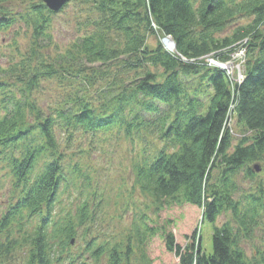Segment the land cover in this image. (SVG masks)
<instances>
[{"label":"trees","instance_id":"1","mask_svg":"<svg viewBox=\"0 0 264 264\" xmlns=\"http://www.w3.org/2000/svg\"><path fill=\"white\" fill-rule=\"evenodd\" d=\"M18 1L27 3L23 13L4 5ZM72 1L90 4L91 30L49 53L50 19L58 11L42 0H0V31L23 22L31 32L29 48L0 65V177L11 182L0 214V264L19 253L24 264L104 257L106 264H126L129 242L99 241L90 232L103 196L83 163L99 138L115 132L148 147L143 135L159 138L161 145L151 154L143 148L132 165L133 186L151 198L157 219L171 206L190 217L177 226L185 243L169 229L175 217L161 224L145 219L135 232L143 264H264L263 250L248 258L240 246L264 221V0ZM244 14L252 16L249 23L218 36ZM151 22L187 61L169 55L159 40L147 46L148 35H156ZM242 40L241 82L197 60L214 53L224 61ZM193 76L202 89L192 92ZM44 92L43 107L37 95ZM228 117L244 130L234 144ZM243 180L251 185L240 191ZM225 213L230 219L217 226ZM197 216L213 224L210 254L201 249L200 218L189 230ZM157 234L164 254L152 258L147 246ZM72 238L82 243L75 251Z\"/></svg>","mask_w":264,"mask_h":264},{"label":"rangeland","instance_id":"2","mask_svg":"<svg viewBox=\"0 0 264 264\" xmlns=\"http://www.w3.org/2000/svg\"><path fill=\"white\" fill-rule=\"evenodd\" d=\"M37 1L39 0H34V2ZM26 4V2L18 1L8 2L4 5L7 9L9 8L16 13H23ZM64 5L61 7L60 11L51 15L49 31H51L52 47L46 49V51L48 50L47 52L53 51V47L56 45L63 49L69 43L74 42V39L85 30H91V26L88 24L85 25L86 21H91L93 19L92 14L90 13V4H82L77 1H72L66 6ZM251 20L252 16L247 14L237 16L236 19H233L230 25H227L223 28V31L217 34L220 37L231 35L236 27L244 26V24L249 23ZM262 27L264 28V24H262ZM30 36V29L23 22L14 24L9 30H1L0 65L3 67L8 66L10 62H13L21 55L19 52L27 50L31 43ZM156 40V37L153 35H148L146 41L147 46L153 47ZM241 50H243V48L238 47L235 53ZM235 53L232 54V60H224V62L214 58L218 63H224L226 66H230L228 73L229 77L233 80L242 77V65H240L242 61L235 57ZM154 70L156 73L160 71L156 68H154ZM46 85L49 89L50 85ZM193 86H200V81L196 76L190 77L188 81L187 87H190L189 90L192 92L195 90ZM198 89H202V86ZM197 94L201 95L202 92L198 90ZM37 98L40 100V104L44 107L45 103L48 101V92L38 94ZM227 119V126H231L234 131L233 135H231L233 144L237 143L238 139L244 135V130H242V127L236 123L235 117H228ZM114 134L115 136L111 134L112 136L108 139L105 137L99 138L100 140L98 139L99 141L92 146L83 161L85 165H88L86 168L89 169L92 179L94 180L93 186H95L96 189H98V192L103 196L101 210L98 216L95 217L96 226H93L90 232L97 234L99 241L107 239L111 244L117 242L122 245L129 242L132 245L131 251L133 253H129L126 264H143L141 248H139L137 241H135L136 229L138 228L141 230L143 228L142 224L145 219L161 224L167 219L173 217L176 218L184 209L181 206H171L161 211L157 219L154 213L155 205L152 203L151 198L142 194L133 186L134 175L132 165L135 162H140L146 152L147 154H151L155 146H160L161 141L159 138L156 135H153V133L145 136L143 135L146 141H151L148 143H151L152 145L148 147L149 145L147 146L146 143L143 144V141L138 137L130 140L121 132L117 135L116 132ZM84 145H87V141ZM143 148H147L144 153H142ZM254 166L259 168L257 163H255ZM10 184L11 182H9L8 176L0 177V214L6 209L8 197L7 189L10 187ZM250 185L249 182L243 180L240 185V191L242 188L247 190ZM175 218H173V224H171L169 229H172L176 242L180 241L181 243H185L186 240L184 238L180 239L182 238L180 237L181 233L177 236V226L178 222L188 221V219H190L189 214L181 213L177 220L174 221ZM199 218L200 217L197 216V220H195L192 226L189 227L190 231L194 230ZM229 219L230 216L228 213L221 214L215 224L220 226L223 222ZM198 226L200 228L199 238L201 249L207 254H210L213 251L211 238L213 224L206 219H201L197 224V227ZM252 236L251 239L244 238L240 243V246L243 248L248 258H252L257 250L264 251V221L262 226L253 232ZM162 241L163 240H161V237L158 234L151 239L147 246V251L150 257L153 258V256L156 257L158 254H164ZM70 244H72L70 251H75L80 245H82L80 239L76 238H72ZM104 258H101L102 260L100 259L92 264H106ZM25 260V254L19 253L16 254L15 258L9 259L8 262L4 264H24Z\"/></svg>","mask_w":264,"mask_h":264},{"label":"built area","instance_id":"3","mask_svg":"<svg viewBox=\"0 0 264 264\" xmlns=\"http://www.w3.org/2000/svg\"><path fill=\"white\" fill-rule=\"evenodd\" d=\"M161 43H162V45H163V47H165L166 48V50L169 52V53H172L174 56H177V57H180L181 59H183V60H186V58L185 57H183L182 55H179L177 52H176V47H174V42H173V40H172V38H171V36H163L162 38H161ZM244 50H241V51H239V52H237V53H235V57H237V58H239V59H241V61L243 62V60H244ZM192 60H194V59H192ZM205 62L208 64V65H217V64H219L220 66H223V65H221L220 63H218L217 61H215V59L214 58H210V56H206L205 57ZM225 66V65H224ZM223 66V67H224ZM229 70H230V68H227V74L229 75Z\"/></svg>","mask_w":264,"mask_h":264},{"label":"water","instance_id":"4","mask_svg":"<svg viewBox=\"0 0 264 264\" xmlns=\"http://www.w3.org/2000/svg\"><path fill=\"white\" fill-rule=\"evenodd\" d=\"M69 0H43L49 10L59 11Z\"/></svg>","mask_w":264,"mask_h":264}]
</instances>
